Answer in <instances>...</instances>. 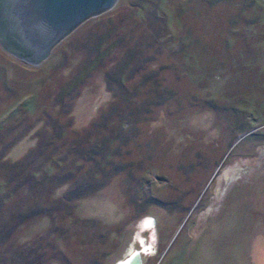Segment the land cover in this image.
I'll use <instances>...</instances> for the list:
<instances>
[{
  "label": "rangeland",
  "instance_id": "obj_1",
  "mask_svg": "<svg viewBox=\"0 0 264 264\" xmlns=\"http://www.w3.org/2000/svg\"><path fill=\"white\" fill-rule=\"evenodd\" d=\"M9 106L0 198L44 144L7 202L59 201L17 231L15 264H264V0H118L40 65L0 44Z\"/></svg>",
  "mask_w": 264,
  "mask_h": 264
},
{
  "label": "water",
  "instance_id": "obj_2",
  "mask_svg": "<svg viewBox=\"0 0 264 264\" xmlns=\"http://www.w3.org/2000/svg\"><path fill=\"white\" fill-rule=\"evenodd\" d=\"M117 2L118 0H0V44L19 60L40 65L77 27L86 20L113 9ZM251 132L253 130L249 133Z\"/></svg>",
  "mask_w": 264,
  "mask_h": 264
},
{
  "label": "trees",
  "instance_id": "obj_3",
  "mask_svg": "<svg viewBox=\"0 0 264 264\" xmlns=\"http://www.w3.org/2000/svg\"><path fill=\"white\" fill-rule=\"evenodd\" d=\"M40 144V143H39ZM44 148V144H40V148L37 150H33L24 156L21 160L16 162L13 166L14 169L16 168V174L18 172L24 173L26 177H21L20 186H23L25 190L32 191V183L34 178L31 176L29 177V169H28V162L32 160L34 156H36L38 151ZM16 174H12L11 172L6 173V178H4L6 185L10 186V190L7 192L6 195L0 198V246H3L2 251L0 252V258L4 259L7 264H15V260L17 258L24 257L25 253L28 251L27 244H31L29 241L25 242L20 245V247L15 248L13 247V243L16 242L14 236L17 231L22 228L24 225L33 221V219L37 218L38 216H52L55 213L54 207L50 209L51 205H55V203L59 202L58 200H48L46 204H43L42 200H34L31 201L29 198L35 194L30 193L27 197L23 200H20L18 204H9L8 205V198L14 194L20 186L15 187L14 181L18 177ZM68 182H62L64 184ZM13 184V185H12ZM105 183H96L94 188L90 186V188H83L82 191L76 190L72 192V197L70 198H62V201H69L75 198V200H81L82 198L93 194L94 192L98 191L99 189L103 188ZM89 187V186H88ZM1 195V194H0ZM35 199V196L34 198ZM60 200V201H61ZM61 201V202H62ZM14 208L20 209L21 213L14 216L13 210ZM12 211V213H11ZM10 215V216H9ZM18 243V242H17ZM16 243V244H17ZM19 252V253H18ZM11 254V256H9ZM32 254V253H31ZM2 255V256H1ZM10 258V259H9ZM10 261V262H9Z\"/></svg>",
  "mask_w": 264,
  "mask_h": 264
},
{
  "label": "bare ground",
  "instance_id": "obj_4",
  "mask_svg": "<svg viewBox=\"0 0 264 264\" xmlns=\"http://www.w3.org/2000/svg\"><path fill=\"white\" fill-rule=\"evenodd\" d=\"M155 222H156L155 221V218H153V217L152 218H146L141 223L142 230L145 229V228H149V227H154L155 228ZM155 234H156V232L153 233V241H154V238H156V235ZM119 264H142L141 252H139V251L136 252L135 250H132L130 252V256L128 258H126L125 260L121 261Z\"/></svg>",
  "mask_w": 264,
  "mask_h": 264
},
{
  "label": "crops",
  "instance_id": "obj_5",
  "mask_svg": "<svg viewBox=\"0 0 264 264\" xmlns=\"http://www.w3.org/2000/svg\"><path fill=\"white\" fill-rule=\"evenodd\" d=\"M5 58H6L7 60H10V57L7 56V54H5ZM7 60H6V62H7ZM14 62H15V61H14ZM1 91H2V90H1ZM2 92H3V91H2ZM10 107L16 109V108L13 107V106H9V107H7L6 109H3L2 111H0V119H1V117H2L3 112H4L5 110L7 111ZM34 140H35V138H33V140H29V141H28V144H29V147H30V148L32 147L33 144H35V143H34ZM25 141H26V140H24V141L21 142V143H22L21 147L18 146L19 143H18L16 146H13V148H12V153L10 154L11 157H12L13 154H16V155H13L14 157H18L17 154H20V155H19V158L23 155V154H22V153L24 152L23 150L26 149V148L28 147V144H27V143L25 144ZM32 142H33V144H32ZM36 143H37V142H36ZM22 148H23V150H22ZM19 149H20V150H19ZM18 150H19V152H20V151H23V152L19 153Z\"/></svg>",
  "mask_w": 264,
  "mask_h": 264
}]
</instances>
